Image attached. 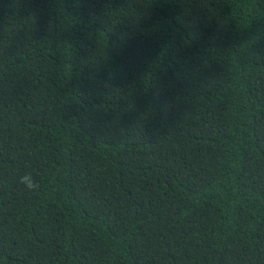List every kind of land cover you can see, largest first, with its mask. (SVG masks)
I'll return each instance as SVG.
<instances>
[{
    "label": "trees",
    "instance_id": "16d2710c",
    "mask_svg": "<svg viewBox=\"0 0 264 264\" xmlns=\"http://www.w3.org/2000/svg\"><path fill=\"white\" fill-rule=\"evenodd\" d=\"M0 264H264V0H0Z\"/></svg>",
    "mask_w": 264,
    "mask_h": 264
},
{
    "label": "clouds",
    "instance_id": "9594fccd",
    "mask_svg": "<svg viewBox=\"0 0 264 264\" xmlns=\"http://www.w3.org/2000/svg\"><path fill=\"white\" fill-rule=\"evenodd\" d=\"M20 182L30 192H36L40 189V183L36 180L32 173H25L20 177Z\"/></svg>",
    "mask_w": 264,
    "mask_h": 264
}]
</instances>
